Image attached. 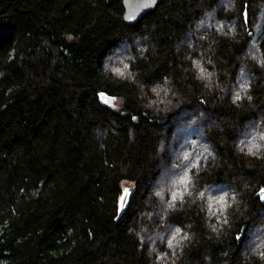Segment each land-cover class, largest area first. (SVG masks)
Listing matches in <instances>:
<instances>
[{
    "label": "trees",
    "instance_id": "obj_1",
    "mask_svg": "<svg viewBox=\"0 0 264 264\" xmlns=\"http://www.w3.org/2000/svg\"><path fill=\"white\" fill-rule=\"evenodd\" d=\"M124 12L0 0V264H264V0Z\"/></svg>",
    "mask_w": 264,
    "mask_h": 264
},
{
    "label": "water",
    "instance_id": "obj_2",
    "mask_svg": "<svg viewBox=\"0 0 264 264\" xmlns=\"http://www.w3.org/2000/svg\"><path fill=\"white\" fill-rule=\"evenodd\" d=\"M107 1L112 3L115 0H107ZM163 1L164 0H123V6L125 11L123 18L125 23L127 25H136L145 16L155 11ZM244 16H245V20L247 21V9L244 12ZM98 97L101 105L107 107L114 106L118 101L116 97L111 96L105 92H99Z\"/></svg>",
    "mask_w": 264,
    "mask_h": 264
},
{
    "label": "snow or ice",
    "instance_id": "obj_3",
    "mask_svg": "<svg viewBox=\"0 0 264 264\" xmlns=\"http://www.w3.org/2000/svg\"><path fill=\"white\" fill-rule=\"evenodd\" d=\"M246 15V14H245ZM125 67H127V65H125ZM117 71H119V70H117ZM120 75H123V73H120ZM101 95H103V94H101ZM237 98H239V96H237ZM262 139H264V137H262ZM249 151H251V149H249ZM125 195H127V191L125 190ZM257 195L259 196V198L260 199H262V200H264V188H261L260 190H259V193H257ZM221 199H223V197H221ZM123 200H124V197H121V206L123 205ZM177 231H179V230H177ZM175 237H173V239H174ZM237 239H240V237H237ZM260 256L262 257V258H264V252H261L260 253Z\"/></svg>",
    "mask_w": 264,
    "mask_h": 264
},
{
    "label": "rangeland",
    "instance_id": "obj_4",
    "mask_svg": "<svg viewBox=\"0 0 264 264\" xmlns=\"http://www.w3.org/2000/svg\"><path fill=\"white\" fill-rule=\"evenodd\" d=\"M124 189L127 190V195L124 196V200H126L127 197H128V195L130 194V189H129V187H128L127 185H125ZM174 237H175V236H174ZM169 238H170L169 241H171V240H172V237H167V239H169ZM153 239H154V241H155V240L160 239V237L152 238V240H153Z\"/></svg>",
    "mask_w": 264,
    "mask_h": 264
}]
</instances>
